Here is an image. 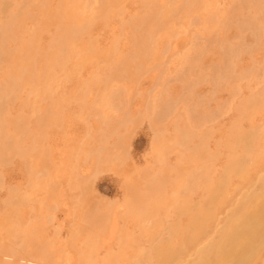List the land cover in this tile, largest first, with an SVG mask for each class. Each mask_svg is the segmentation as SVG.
<instances>
[{
  "label": "rangeland",
  "instance_id": "rangeland-1",
  "mask_svg": "<svg viewBox=\"0 0 264 264\" xmlns=\"http://www.w3.org/2000/svg\"><path fill=\"white\" fill-rule=\"evenodd\" d=\"M42 1L0 0V11L3 10V12H5L4 14L3 12H1L2 16L0 14V72L2 71L0 73V81L4 83L3 85V83L0 82V101L2 103L4 100L5 102V104H3L4 102L2 104L0 103V119L5 116V122L3 118L0 120V130L3 132L1 134L0 131V147L2 146V148H0V150H2L0 151V262L2 261L1 264H8L9 262V264H39L40 262V264H112V262L113 264H124L123 262H125V264H134V262L135 264H144V261L148 260L146 264H156V253H158L159 255L161 251L164 253L167 250L169 251L170 248H180V245L183 246L184 242H186L187 244L188 241L185 240L188 237L187 228L189 227V224L187 223H190L192 221L191 219L189 220L187 218L193 219L196 215H198L197 212L203 209L205 203L207 202L206 200H208L206 199L208 198L206 197V194L208 196L210 190H212L217 186V184H219L220 181L218 182L216 179L219 177L218 180H221L220 178L222 176V173L220 174V172H223V168L225 169L227 166L231 165V163L232 165L233 163L235 164V162L237 164V161L244 159L246 156V164L249 163L250 165L248 164V166L251 167L250 168L245 165L247 166V168L243 167V174H240L242 171L238 172L237 177L236 173L235 175L234 173H232L231 176L228 177V182L230 184L227 183V186L225 188L228 189L226 192L224 191V195L222 196L223 198L221 197V195H219L217 197L219 201L216 198L215 204H213L214 201H212V205L210 204L211 206L205 205V208L208 207V209L216 205L215 209H217H214V212H216V214H211V212L209 211L210 215L212 216L209 220L210 222L207 221L206 223L207 227L210 225L208 227L209 231L214 230L217 227L220 220L224 216V213L228 210L229 205V208H231V206H234L236 201L239 200L245 194V191H247V188L249 187L248 185L251 183L250 180L254 179L253 177L260 175L264 171V165H258V163L260 162L264 163L262 162L264 161V159L261 161V159L264 158V103L262 100L264 99V0H241V2L239 0H234L236 2H233V0H215V2L214 0H206L207 2L205 0H192L193 2L191 0H181V3H179L180 0H175V2L174 0H154L155 2L152 0H45L46 2L44 0ZM36 2L38 4H35ZM169 2H171V5ZM196 2H199V4L194 7L193 5H195ZM253 2L256 4H254ZM24 3L28 5H25ZM43 3H45V5H43ZM176 3L179 4V6ZM191 3L192 5L189 6V4ZM174 4L175 7L177 5L176 8L174 7ZM187 5L189 7H187ZM24 6L30 9H27V11H25L29 13H26L27 15L24 12V9H26L24 8ZM72 7L75 8V10ZM207 7H209L210 9ZM4 8L7 9V13L6 11H4ZM64 8L67 10V12H65L66 10H64ZM178 8L179 10H177ZM186 8L188 10H186ZM68 9L70 10L68 11ZM170 9L174 11L172 12ZM181 9H183V11ZM163 10L166 12H164ZM176 10L178 11L177 16ZM19 11H21L22 17H20L21 15H19ZM83 11L86 13H84ZM11 12L14 14H12ZM80 13L82 14V16L80 15ZM93 13L98 14V16L94 15ZM172 13L175 14L171 16ZM49 14H51L54 18H51V15ZM57 14L60 15L56 17ZM86 14L87 18H85L86 16L84 17V15ZM89 14L92 15L89 16ZM147 14L150 15H148L149 18H147ZM166 14H168V18H165L167 17L165 16ZM11 15L19 16H17L18 19L14 18L13 20H11V18H13ZM43 15L45 16L44 18ZM78 15L80 17L79 20L81 24H79V20L76 19L78 18ZM100 15H103L101 16L103 18H101ZM48 16H50V18ZM23 17H27L28 19L25 18L27 19L25 21V19L23 20ZM228 17H230V19ZM226 18L229 20L228 23L226 21ZM53 19L58 20H55L57 22H54ZM165 19H168L169 21H164ZM8 20H10L9 22L12 23L10 24ZM15 20H17L16 23L18 22V20H20L18 22L19 25L16 26ZM238 20L239 22H241L242 20L241 24L243 26L240 25ZM83 21H85L87 24H83ZM230 21L233 24L230 23ZM47 22H49V24ZM63 22L66 23L64 24ZM23 23L25 24L24 27H22L23 25H20ZM34 23L36 25H39L36 26L39 30L35 28ZM91 23L93 25V28L91 27ZM46 24L49 26H47ZM62 24L66 30H64ZM235 24H237L238 26ZM2 26L3 28L6 27V29H2ZM18 26H20V29L26 28V31L25 29H23L20 30L21 32H19ZM79 26H82V28H80ZM204 26H206V28ZM239 26H241L240 29H238ZM14 27L16 28L13 29ZM236 27L238 31L236 30ZM243 27H247L249 28V30L251 28L252 29L248 32V30L246 31V29H244ZM11 28L14 31H10ZM242 28L244 29V31ZM239 30H241V32H239ZM58 31L60 32V34ZM68 31L70 33H67ZM72 31L75 34L74 36L72 35ZM5 32H9L11 34L9 35V33ZM13 33L15 34L14 36ZM18 34L20 37L18 36ZM53 34L56 36H53ZM88 34L91 35L88 36ZM128 35H130L131 38ZM5 36H7L8 38H5ZM87 36L90 38H88ZM152 36L153 38L151 39ZM59 37L61 38V40ZM77 38H79V40ZM256 38L258 39V41ZM18 39L19 41L16 42V40ZM254 39L257 42L254 41ZM22 40L25 42V44ZM68 40H71V42H69ZM89 40H91V43L89 42ZM33 41H36V43L33 44ZM27 42L30 45L26 44ZM80 42L84 45H82ZM20 43L24 46H22ZM2 45L6 47V50L5 47L4 49H2ZM17 45L19 48L17 47ZM63 45L65 47H63ZM131 45L134 46L132 47ZM220 45L223 49L221 47V49L219 48ZM55 46H60L62 52H64L63 50L67 47L68 51H72L73 54H76L72 56V52L70 54V52L68 51H66L67 53H62L61 50L58 49V47L55 48ZM14 47L16 50L13 49ZM17 48L19 49V54L17 52ZM86 48L89 50H87ZM224 48L229 49V53L227 52V54L229 55L225 54L226 51ZM233 48H235L236 51ZM79 49L83 50V52ZM13 50L16 55L10 54L14 53ZM27 50H29V52H27ZM50 50H52V53L50 52ZM54 51H57V53ZM90 51L94 52L95 54L90 53ZM232 52H234V54ZM34 53L36 55H34ZM53 53H56L55 56ZM47 54L49 56H47ZM61 54H63V56ZM224 54L227 57L230 56L229 60ZM85 55L86 57H84ZM117 55L120 56L121 60ZM24 56H27L28 59H25L27 57ZM42 56L44 59L42 58ZM53 56L55 57L57 64V61H59V63L61 62V66L59 64V66H57L56 63H53ZM78 56H80V58ZM108 56L110 57L109 59L107 58ZM132 56L136 62L134 61ZM141 56L143 58H141ZM9 57H11V59H9ZM58 57L59 59L57 60ZM62 58L65 59L63 60ZM66 58L68 60H66ZM72 58L73 60L75 58V61H72ZM192 58L196 61H194ZM3 59H5L6 61ZM117 59L119 60V62H117ZM129 59L133 62H131ZM50 61H52V64L50 63ZM64 61L66 62V64L64 63ZM228 63L230 65H228ZM64 64L66 65L65 67ZM1 65L3 68H1ZM19 65L20 67L22 65V67L19 68ZM43 65L45 66V69H43ZM118 65L119 67L124 66L123 68H125L126 66V69L123 71L122 67H117ZM29 66L30 68L34 69L30 70ZM20 69L22 70V72ZM27 69L28 72H26ZM206 69L208 71H206ZM219 69L220 71L218 72L217 70ZM43 70H45L44 73ZM63 70L66 71L64 72ZM221 70L223 71V73L221 72ZM39 72L42 75H40ZM51 72L55 77L51 75ZM113 72L116 73L112 74ZM21 73L24 75H22ZM110 73L112 74V76ZM218 73L219 77L217 79L215 75L217 76ZM233 74H235L236 77H234ZM123 75H125V77ZM6 76L8 78L7 80H5ZM36 76L40 77L38 78ZM64 77L66 78L64 79ZM214 78L215 82L218 80L216 83L214 82ZM41 79H44V81H42ZM19 80H23V83ZM24 80H26V82L28 81L27 83L32 82L33 85L32 83L26 84ZM46 80L47 82H49L47 83ZM95 80L96 82H94ZM105 80L109 81L106 83ZM113 80L117 81L115 82ZM230 81L233 82L231 83ZM39 82L40 84H38ZM16 83H18V85ZM6 85H8L9 88H6ZM19 85H21L20 88H22L23 91H21ZM2 95H4V98L2 97ZM36 96H38V98L40 96V99L38 100ZM253 97L256 98L255 102H262L260 103L262 104V106L258 107V105L260 104L257 102L256 103L258 105H255L256 103H254L253 101L255 98ZM80 98H82V100ZM99 98H101V100H99ZM5 99H8L7 105ZM30 99L33 101H31ZM42 99L46 101H43ZM25 100H28L30 106L29 103ZM94 100H96L95 104ZM250 101L253 103H250ZM22 102H24V104ZM39 102L40 105L38 107ZM21 104L25 106H22L25 112L21 109ZM153 104L155 107L153 106ZM247 104L250 106V109ZM253 104L255 105V110H253L254 108H251V105L253 106ZM26 105H28V107ZM33 105L35 106L33 107ZM47 106L48 109H46ZM106 106L108 108H106ZM91 107L94 109H92ZM55 108H57V110H60V112L57 111ZM34 110L39 111L37 112L38 114ZM241 110L243 113L240 112L241 114H239V111ZM43 111H46L48 116L46 115V112ZM187 112H189V115L187 114ZM16 113H18L19 115ZM49 113L52 118H48L50 116ZM15 114L16 116H18V118L14 116ZM44 115H46V121H49L46 122V124H44ZM239 115L245 116L244 120H241L243 119V117ZM23 116L25 119H23ZM104 116L106 118H104ZM56 117H58V119L62 117L61 119H59V123L57 124V126H55V123L58 122ZM104 119L107 120L105 121ZM123 120L125 122H123ZM25 122H27L26 125ZM18 123L21 125H19ZM50 124H53L52 126L54 127L52 128ZM45 125L46 128H44ZM117 125H119V127ZM6 126H8L7 129ZM252 127L254 130L252 129ZM234 128L236 129L234 130ZM19 129L22 130V132ZM258 129L262 130V132L257 133L259 132ZM232 130L236 132L234 133V131ZM247 130L248 132L252 130V133L249 132L251 136L247 134ZM178 132L181 133L179 134ZM245 133L247 134V137L249 136L248 138L250 139V143L248 145H254L253 148L251 147L253 152L251 151V148L247 150V148L241 147L243 146L242 137H246L244 135ZM184 134L187 136L183 137L182 135ZM191 134H193V136ZM236 134H238V136ZM255 134L259 135H257L258 138H256ZM252 135L254 136L252 137ZM260 135L263 136V139ZM183 138H185L186 141ZM236 138L240 139L242 144L238 142L239 140ZM260 138L263 140V142H261L262 140ZM228 140L231 142H229ZM253 140H255V142L252 143ZM257 140L258 144H256ZM3 141L7 144H5ZM205 143H207V145ZM236 143L237 145L233 146V144ZM227 144H229V147ZM239 144L241 146H239ZM186 145L188 146L186 147ZM257 145L261 147L259 148ZM37 146L40 147H38L37 149ZM183 146H185L186 148ZM237 146L240 147L239 150ZM234 147H236V150L233 149ZM184 148L186 151L184 150ZM193 148L195 149L193 150ZM227 148L229 149L228 152L232 149L234 150V153L230 152L233 155L227 152ZM254 148H256L257 150H255ZM4 149L6 150L4 151ZM196 150H201L202 152L204 150L205 153L201 152L200 154H203L204 156L207 154L208 157L205 156V159L202 158L199 160V158L203 157V155L200 156L198 151L197 155L195 152ZM31 151H33L34 153ZM250 151L252 152V154ZM92 152L94 154H91ZM215 152L216 154H214ZM235 152H241V155L243 153V155L245 156L241 157L240 153L235 155ZM255 153L258 154V156ZM14 154L17 155L15 156ZM209 154H213V156ZM254 154L255 158H253ZM196 155L200 157H197V159ZM248 155L250 159L248 158ZM259 155L261 158H259ZM209 156H211V159ZM230 156L232 158L234 157L233 159L231 158L232 162H229ZM193 157L195 159H193ZM240 157L242 159H240ZM208 158L211 161H209ZM251 159H254V161L258 160V163L251 161ZM196 161L200 163L196 165ZM207 163L209 164L207 165ZM223 163H225L227 166ZM203 164H206L207 166ZM195 166L196 168H194ZM198 166H200V171L198 169ZM204 166V170L206 171V173L209 168L211 169L209 170V172L211 173L212 171V175L209 172L205 175V171H203V169L201 170V168H203ZM256 168L260 170V173L258 172V170H255ZM244 169L246 170V172ZM198 171L202 173V175L198 173ZM202 171L204 172V174ZM189 172L191 173V176L188 177ZM253 172L257 174L255 175ZM193 173L195 176H197L198 174V179L199 176H205V178L203 177L205 181L202 182L203 179L201 180V177L199 181H197L198 179L197 177L193 176ZM249 174H252V178ZM183 175L185 176L182 178L181 176ZM232 175L234 177H232ZM190 177H192L193 180L194 177L195 179H197L194 180L195 183H190L193 182L192 178ZM206 177L211 180L206 179ZM229 178H235V180L238 181L236 183L234 179L230 180ZM213 179L217 183H214L215 181L213 182ZM239 179H242L240 180L241 182L239 181ZM182 180H184V183L182 182ZM188 180L190 182H188ZM230 181L232 182V184ZM199 182H201V184ZM188 183L191 186H189ZM213 183L215 185H213ZM233 183L235 185L237 184V186L239 184L240 185L237 187ZM197 185H203L201 187H205L203 189L207 190L205 192H202L201 190L203 189L201 187H197L199 189H196ZM229 185H233L234 187H231L232 189H229ZM242 185L247 186L246 189L244 186L242 188ZM184 186L185 188L186 186L190 188L187 187L188 189L186 191ZM209 186L211 189L208 188ZM193 187L196 190L193 189ZM53 188L55 190H53ZM192 190L195 192H193ZM185 191L189 192V194H187ZM228 192L232 194V196L229 195ZM227 193L229 195L228 197L230 199L232 198L231 201H229V198L226 197ZM236 193L239 194L237 195L238 198H235ZM203 194L206 198L203 196ZM189 196L191 197L189 198ZM233 197L235 203L234 201H232ZM182 199H184V202L182 201ZM179 201L182 202L180 203ZM199 202L201 203L200 206H198ZM219 202L220 207L219 204H216ZM174 204H178V206L180 205V207L178 208L177 205L175 207ZM191 204H193L192 208L194 207V211L190 210ZM181 206L184 210L181 209ZM189 206L190 208L188 209ZM177 208L181 211L178 212L181 215L176 213L178 211ZM196 208L198 211L196 210ZM99 209H101L102 211ZM187 209L189 210L188 213ZM185 210L187 211L185 212ZM209 210H211V208ZM221 210H224V212H221ZM182 211L184 212L182 213ZM211 211L213 212V209ZM191 212L192 215L189 214ZM220 212L222 213L221 216L218 214ZM185 213H187V215ZM184 214L185 217L182 216ZM193 214L196 215L193 216ZM213 215L216 219L213 217ZM148 217H151L149 219L150 222L149 220L148 222L146 220V218L148 219ZM139 219H141V221ZM135 220L137 222H135ZM98 221H101L102 223H98ZM177 221L179 222V224ZM85 223L87 227L85 226ZM181 224L183 225L182 227ZM168 225L170 227V230L167 227ZM171 225L176 230L171 231V229H173ZM178 225H180L181 228ZM213 226L215 227L213 228ZM178 227L180 228L179 231L181 233L183 227L186 229H184L185 232L183 230L182 233L184 237L178 236L181 234L179 231H177ZM210 227L212 228L210 229ZM10 229H12L11 232ZM168 231L171 232L167 233L168 235L165 234ZM174 231L178 233L173 234ZM98 233L101 235H99ZM175 234L177 236H175ZM158 236L162 238L166 236L164 237L165 243L162 238H159ZM168 236H170L171 239L167 238ZM21 237L26 240L21 239ZM180 237H183V244H181L180 242ZM172 238H174L175 240H172ZM169 239L171 241H169ZM13 241H16L15 244ZM20 241H22L23 243H20ZM197 241L195 242V244H190V242L188 243V245H192L193 248L196 244H198L195 248L196 251L197 248L205 244V239L203 236H201ZM166 242L170 243L171 247L169 244L168 247H166ZM171 242H176V245L173 243L175 245L174 248H172L173 244H171ZM90 243L92 244V246L94 245L95 250L89 247ZM152 243L155 244H153L152 246ZM177 243H179L180 245H177ZM163 244L164 246L162 248ZM186 244H184V247L186 246V249H188V253H186V255L189 253L193 255L195 249L192 250L193 248L189 246L187 247ZM4 246H8L9 248H5ZM154 246L155 248L157 247L159 251L157 250V248L155 249ZM13 248L15 249V251L13 250ZM88 248H90L92 252L90 251V249L88 250ZM96 248H99V250ZM86 249L91 254H89ZM163 249L167 250L164 251ZM9 250L13 254L11 252L5 253ZM18 250L20 251V253L18 252ZM97 250L99 251V253ZM21 252L22 255H20ZM146 253L148 254L146 255ZM5 254H9V256H6ZM11 254L14 257H12ZM144 254L145 256H147L146 258ZM88 255L94 256L89 257ZM81 257L82 259H84L81 260ZM182 257H185L187 259V257L184 255ZM141 259H143V262ZM152 259L153 261H151ZM154 260L156 263L154 262Z\"/></svg>",
  "mask_w": 264,
  "mask_h": 264
},
{
  "label": "bare ground",
  "instance_id": "bare-ground-1",
  "mask_svg": "<svg viewBox=\"0 0 264 264\" xmlns=\"http://www.w3.org/2000/svg\"><path fill=\"white\" fill-rule=\"evenodd\" d=\"M27 1V0H26ZM40 1H42V0H40ZM45 1V0H44ZM83 1V0H82ZM86 1V0H85ZM84 1V2H85ZM98 1V0H97ZM96 1V2H97ZM152 1H154V0H152ZM167 1V0H166ZM177 1V0H176ZM182 1H184V0H182ZM187 1V0H186ZM190 1V0H189ZM192 1V0H191ZM194 1V0H193ZM192 1V2H193ZM199 1V0H198ZM202 1V0H201ZM204 1V0H203ZM206 1V0H205ZM209 1V0H208ZM237 1V0H236ZM236 1H234L233 0V2H236ZM240 2H241V0H239ZM256 1V0H255ZM3 2V1H2ZM38 2V1H37ZM35 3V4H38V3ZM43 2V1H42ZM46 2V1H45ZM50 2V1H49ZM73 2V1H72ZM113 2V1H112ZM155 2V1H154ZM174 2H175V0H174ZM207 2V1H206ZM214 2H215V0H214ZM261 2V1H260ZM69 3V2H68ZM71 3V2H70ZM80 3V2H79ZM86 3V2H85ZM170 3V5H171V2H169ZM179 3H181V0H180V2ZM189 3V2H188ZM212 3V2H211ZM254 3V2H253ZM4 4V3H3ZM12 4V3H11ZM25 4V3H24ZM23 4V5H24ZM58 4V3H57ZM177 4V3H176ZM183 4H184V2H183ZM182 4V5H183ZM199 4V2L197 3L196 2V4L195 5H193L194 7L196 6V5H198ZM201 4V3H200ZM213 4V3H212ZM232 4V3H231ZM234 4V3H233ZM254 4H256V3H254ZM25 5H28V4H25ZM31 5H32V3H31ZM40 5V4H39ZM43 5H45V3H43ZM94 5V4H93ZM98 5V4H97ZM156 5V4H155ZM173 5V4H172ZM178 6H179V4H177ZM177 5H176V7H177ZM182 5H181V7H182ZM190 5H192V3L191 4H189V6ZM216 5V4H215ZM247 5V4H246ZM1 6H3V5H1ZM14 6H17V5H14ZM19 6V5H18ZM21 6V5H20ZM77 6V5H76ZM79 6V5H78ZM110 6V5H109ZM184 6V5H183ZM188 5H187V7H189ZM205 6V5H204ZM207 6V5H206ZM210 6H213V5H210ZM235 6V5H234ZM234 6H233V8H234ZM239 6V5H238ZM6 7V6H5ZM23 7V6H22ZM32 7V6H31ZM46 7V6H45ZM65 7V6H64ZM71 7V6H70ZM92 7V6H91ZM95 7V6H94ZM166 7V6H165ZM174 7H175V4H174ZM175 7V8H176ZM185 7H186V5H185ZM193 7V8H194ZM241 7H242V4H241ZM259 7V6H258ZM11 8V7H10ZM15 8V7H14ZM13 8V9H14ZM18 8V7H17ZM24 8H26L25 6H24ZM44 8V7H43ZM54 8H55V6H54ZM57 8H58V5H57ZM62 8V7H61ZM66 8V7H65ZM64 8V10H66ZM73 8V7H72ZM87 8H88V6H87ZM96 8V7H95ZM94 8V9H95ZM174 8V9H175ZM180 8V7H179ZM179 8L177 9V10H179ZM184 8V7H183ZM192 8V7H191ZM200 8V7H199ZM207 8H209V7H207ZM240 8V7H239ZM254 8V7H253ZM262 8H263V6H262ZM6 8H4V11H6V13H7V9L5 10ZM22 9V8H21ZM20 9V10H21ZM27 9H29V8H26V9H24V12L25 11H27ZM37 9V8H36ZM74 10H75V8H73ZM85 9H86V7H85ZM163 9V8H162ZM161 9V10H162ZM210 9V8H209ZM216 9V8H215ZM230 9V8H229ZM30 10V9H29ZM32 10V9H31ZM56 10V9H55ZM70 9H68V11H69ZM156 10V9H155ZM154 10V11H155ZM171 10V9H170ZM176 10V11H177ZM182 11H183V9H181ZM186 10H188L187 8H186ZM205 10V9H204ZM208 10V9H207ZM251 10V9H250ZM12 11V10H11ZM23 11V10H22ZM39 11H40V9H39ZM43 11H44V9H43ZM47 11V10H46ZM59 11V10H58ZM62 11V10H61ZM85 11V10H84ZM83 11V12H84ZM93 11V10H92ZM91 11V12H92ZM157 11V10H156ZM164 11V10H163ZM163 11H162V13H163ZM172 12L174 11V10H171ZM197 11V10H196ZM196 11H194V12H196ZM230 11H232V10H230ZM1 12H3V10L2 11H0V14H1ZM20 12V14L19 15H21L20 17H22V14H21V11H19ZM33 12V11H32ZM65 12H67V10L65 11ZM72 12V11H71ZM79 12V11H78ZM96 12V11H95ZM164 12H166V11H164ZM250 12V11H249ZM5 12H3V14H4ZM8 13H10V12H8ZM12 13V12H11ZM26 13H28V12H25V14ZM42 13V12H41ZM44 13H45V11H44ZM51 13V12H50ZM59 13V12H58ZM84 13H86V12H84ZM89 13V12H88ZM118 13V12H117ZM153 13V12H152ZM161 13V12H160ZM177 13H178V11L176 12V16H177ZM186 13V12H185ZM207 13V12H206ZM214 13H216V12H214ZM12 14H14V13H12ZM16 14V13H15ZM18 14V13H17ZM29 14V13H28ZM52 14V13H51ZM51 14H49V15H51ZM94 15H97L98 16V14H95V13H93ZM120 14V13H119ZM144 14V13H143ZM150 14V13H149ZM149 14H147V18H149L148 17V15ZM170 14V13H169ZM173 14H175V13H172L171 14V16H173ZM180 14V13H179ZM187 14V13H186ZM190 14V13H189ZM196 14V13H195ZM194 14V15H195ZM210 14V13H209ZM9 15V14H8ZM19 15H17V16H19ZM27 15V14H26ZM36 15V14H35ZM48 15V14H47ZM58 15H60V14H57L56 15V17H58ZM67 15V14H66ZM80 15L82 16V14L80 13ZM92 15V14H91ZM90 14H89V16H91ZM168 14H166L165 16H167ZM192 15H193V12H192ZM1 16H2V14H1ZM4 16V15H3ZM12 16V15H11ZM17 16H12L13 18H11V20H13L14 18H17ZM30 16V15H29ZM32 16V15H31ZM54 16V15H53ZM86 16V17H85ZM101 16H103V15H100V17ZM150 16V15H149ZM157 16V15H156ZM170 16V15H169ZM170 16V17H171ZM209 16V15H208ZM45 16L43 15V18H44ZM49 18H50V16H48ZM65 17V16H64ZM70 17V16H69ZM72 17H74V16H72ZM84 17L85 18H87V14L86 15H84ZM95 17V16H94ZM100 17H98V18H100ZM162 17H163V15H162ZM169 17V18H170ZM194 17V16H193ZM192 17V18H193ZM234 17V16H233ZM4 18V17H3ZM25 18H27V17H25ZM24 17H23V20L25 19ZM43 18H42V20H43ZM51 18H54V17H52V15H51ZM60 18V17H59ZM79 15H78V18H76V19H78L79 20ZM82 18V17H81ZM85 18H84V20H85ZM96 18V17H95ZM101 18H103V17H101ZM165 18H168V16L167 17H165ZM187 18H188V16H187ZM195 18V17H194ZM202 18V17H201ZM212 18V17H211ZM229 19H230V17H228ZM252 18H254V17H252ZM5 19H7V18H5ZM4 19V20H5ZM8 19H10V18H8ZM18 19V18H17ZM22 19V18H21ZM20 19V20H21ZM28 19V18H27ZM27 19H25V21L27 20ZM61 19V18H60ZM64 19V18H63ZM62 19V20H63ZM71 19H73V18H71ZM76 19H74V20H76ZM93 19V18H92ZM115 19V18H114ZM156 19V18H155ZM158 19H160V18H158ZM164 19V18H163ZM171 19V18H170ZM178 19V18H177ZM210 19V18H209ZM238 19V18H237ZM20 20H18V22L20 21ZM54 20V22H57V21H55V20H58V19H53ZM67 20V19H66ZM66 20H64V21H66ZM68 20H70V19H68ZM82 20V19H81ZM152 20H154V19H152ZM161 20H162V18H161ZM168 19H165L164 21H167ZM188 20V19H187ZM186 20V21H187ZM206 20H207V18H206ZM249 20V19H248ZM6 21V20H5ZM10 20H8V22H9ZM16 21L17 20H15V23H16ZM24 21V22H25ZM30 21H31V19H30ZM35 21V20H34ZM60 21V20H59ZM93 21V20H92ZM110 21H111V19H110ZM169 21V20H168ZM167 21V22H168ZM189 21V20H188ZM195 21V20H194ZM211 21V20H210ZM209 21V22H210ZM226 21H227V23H228V19L226 18ZM256 21V20H255ZM14 22V21H13ZM18 22L16 23V26L17 25H19L18 24ZM33 22V21H32ZM50 22V21H49ZM49 22H47L48 24H49ZM80 22V20L78 21V23ZM160 22H163V21H160ZM172 22V21H171ZM234 22H235V20H234ZM238 22H239V20H238ZM246 22V21H245ZM10 23V22H9ZM9 23H8V25H9ZM12 23V22H11ZM10 23V24H11ZM22 23V22H21ZM38 23V22H37ZM64 24L66 23V22H63ZM69 23H70V21H69ZM78 23H77V26H78ZM86 22L85 21H83V24H85ZM89 23H90V21H89ZM89 23H88V25H89ZM95 23V22H94ZM93 23V24H94ZM155 23V22H154ZM157 23V22H156ZM165 23V22H164ZM191 23V22H190ZM207 23V22H206ZM230 23H232L231 21H230ZM230 23H229V25H230ZM240 23V25H242L241 23H242V20H241V22H239ZM243 23H244V21H243ZM249 23H250V21H249ZM248 23V24H249ZM35 24V23H34ZM45 24V23H44ZM58 24V23H57ZM75 24V23H74ZM79 24H81V22L79 23ZM82 24V25H83ZM87 24V23H86ZM85 24V25H86ZM159 24V23H158ZM161 24H163V23H161ZM168 24V23H167ZM195 24V23H194ZM213 24V23H212ZM233 24V23H232ZM238 24V23H237ZM237 24H235V25H237ZM246 24V23H245ZM20 25H23L22 27H24L25 26V24L23 23V24H20ZM47 25V24H46ZM67 25V24H66ZM65 25V26H66ZM150 25V24H149ZM156 25V24H155ZM205 25H207V24H205ZM210 25V24H209ZM239 25V24H238ZM237 25V26H238ZM252 25V24H251ZM259 25H261V24H259ZM5 26H7V25H5ZM13 26H14V23H13ZM36 26H39L38 24L36 25L35 24V28L37 29V27ZM47 26H49V25H47ZM61 26V25H60ZM68 26V25H67ZM93 25H92V23H91V27H92ZM166 26V25H165ZM243 26V25H242ZM246 26V25H245ZM244 26V27H245ZM9 27H11V26H9ZM19 27V32H21L20 30H23V29H25V31H26V28H23V29H20V26H18ZM18 27H17V29H18ZM41 27V26H40ZM62 27H64L63 26V24H62ZM69 27V26H68ZM67 27V28H68ZM80 28H82V26H79ZM85 27V26H84ZM87 27V26H86ZM205 28H206V26H204ZM210 27V26H209ZM240 27L241 26H239L238 27V29H240ZM243 27V28H244ZM251 27V26H250ZM262 27V26H261ZM16 27H14L13 29H15ZM49 28V27H48ZM71 28V27H70ZM75 28V27H74ZM93 28V27H92ZM172 28V27H171ZM242 28V29H243ZM255 28V27H254ZM2 29H6V27L5 28H3V26H2ZM1 29V30H2ZM12 28L10 29V31L12 30V31H14ZM34 29V28H33ZM45 29H46V26H45ZM208 29V28H207ZM238 29H237V27H236V30L238 31ZM241 29V30H242ZM244 29H246V31L248 30V32L252 29H250L249 30V28H244ZM244 29H243V31H244ZM37 30H39V29H37ZM36 30V31H37ZM58 30V29H57ZM57 30H56V32H57ZM64 30H66L65 29V27H64ZM68 30V29H67ZM74 30V29H73ZM77 30V29H76ZM88 30V29H87ZM241 30H239V32H241ZM9 31V30H8ZM9 31V32H10ZM33 31V30H32ZM75 31V30H74ZM81 31V30H80ZM166 31V30H165ZM206 31V30H205ZM3 32H4V30H3ZM3 32H2V34H3ZM9 32H5V33H9ZM18 32V31H17ZM29 32H31V31H29ZM38 32V31H37ZM56 32H55V34H56ZM59 32V31H58ZM66 32V31H65ZM64 32V33H65ZM73 32V31H72ZM77 32H78V30H77ZM130 32H132V31H130ZM162 32V31H161ZM207 32H209V31H207ZM247 32V33H248ZM258 32V31H257ZM14 33H16V32H14ZM13 33V36L15 35ZM27 33V32H26ZM45 33V32H44ZM67 33H70L69 31L67 32ZM66 33V34H67ZM79 33V32H78ZM91 33V32H90ZM174 33V32H173ZM237 33V32H236ZM244 33V32H243ZM251 33H253V32H251ZM11 33H9V35H10ZM33 34V33H32ZM59 34H60V32H59ZM139 34V33H138ZM8 35V34H7ZM28 35H29V33H28ZM40 35H41V33H40ZM72 35L74 36L75 34H74V32L72 33ZM77 35V34H76ZM81 35V34H80ZM89 35H91V34H88V36ZM134 35V34H133ZM173 35V34H172ZM238 35H239V33H238ZM246 35V34H245ZM18 36H19V34H18ZM22 36V35H21ZM35 36V35H34ZM53 36H56V35H54L53 34ZM72 36V37H73ZM79 36V35H78ZM82 36V35H81ZM80 36V37H81ZM87 36V37H88ZM128 36H130V35H128ZM135 36V35H134ZM146 36H148V35H146ZM156 36V35H155ZM7 36H5V38H6ZM20 37V36H19ZM58 37V36H57ZM68 37V36H67ZM167 37V36H166ZM209 37V36H208ZM8 38V37H7ZM16 38V37H15ZM14 38V39H15ZM60 38V37H59ZM86 38V37H85ZM88 38H90V37H88ZM87 38V39H88ZM130 38H131V36H130ZM129 38V39H130ZM146 38V37H145ZM153 38V36L151 37V39ZM210 38V37H209ZM253 38V37H252ZM255 38V37H254ZM20 39V38H19ZM19 39L18 40H16V42L17 41H19ZM27 39V38H26ZM31 39V38H30ZM55 39H56V37H55ZM74 39V38H73ZM78 40H79V38H77ZM86 39V40H87ZM149 39V38H148ZM237 39V38H236ZM257 39V38H256ZM60 40H61V38H60ZM131 40V39H130ZM135 40V39H134ZM141 40V39H140ZM7 41V40H6ZM23 41V40H22ZM25 41H27V40H25ZM51 41V40H50ZM49 41V42H50ZM69 41V40H68ZM73 41V40H72ZM75 41V40H74ZM82 41V40H81ZM84 41V40H83ZM91 40H89V42H90ZM129 41V40H128ZM207 41V40H206ZM254 41H256L255 39H254ZM257 41H258V39H257ZM256 41V42H257ZM21 42V41H20ZM24 42V41H23ZM54 42V41H53ZM55 42H56V40H55ZM58 42H59V39H58ZM69 42H71V40L69 41ZM117 42V41H116ZM165 42V41H164ZM255 42V43H256ZM2 43V42H1ZM34 43H36V41L34 42L33 41V44ZM51 43V42H50ZM63 43V42H62ZM77 43V42H76ZM81 43V42H80ZM86 43H87V41H86ZM91 43V42H90ZM89 43V44H90ZM94 43V42H93ZM138 43V42H137ZM154 43H155V41H154ZM3 44V43H2ZM7 44V43H6ZM21 44V43H20ZM24 44H25V42H24ZM26 44H28V42L26 43ZM53 44H55V43H53ZM75 44V43H74ZM82 45H84L83 43H81ZM132 44V43H131ZM136 44V43H135ZM134 44V45H135ZM144 44V43H143ZM207 44H208V42H207ZM14 45V44H13ZM18 45H19V42H18ZM18 45H17V47H18ZM22 45V44H21ZM28 45H30V44H28ZM60 45V44H59ZM72 45H73V43H72ZM81 45V46H82ZM87 45H88V43H87ZM91 45V44H90ZM130 45V44H129ZM133 45V46H134ZM222 45V44H221ZM221 45L219 46V48L221 47ZM3 46V45H2ZM1 46V47H2ZM22 46H24V45H22ZM47 46V45H46ZM78 46V45H77ZM132 46V45H131ZM132 46V47H133ZM138 46V45H137ZM163 46V45H162ZM4 47L5 46H3V48L2 49H4ZM49 47V46H48ZM56 47H58V49H60L61 50V47L60 46H55V48ZM63 47H65L64 45H63ZM87 47V46H86ZM91 47V46H90ZM131 47V48H132ZM143 47V46H142ZM145 47V46H144ZM151 47V46H150ZM237 47V46H236ZM19 48V47H18ZM17 48V49H18ZM21 48V47H20ZM28 48V47H27ZM54 48V49H55ZM89 48V47H88ZM114 48V47H113ZM118 48V47H117ZM135 48H136V46H135ZM134 48V49H135ZM166 48V47H165ZM222 48V47H221ZM220 48V49H221ZM238 48H240V47H238ZM237 48V49H238ZM250 48V47H249ZM252 48V47H251ZM14 50H16L15 49V47L13 48ZM29 49V48H28ZM51 49V48H50ZM57 49V50H58ZM66 49V50H65ZM63 51L64 52H66V51H68L67 50V47L65 48ZM69 49V48H68ZM81 49H83V48H81ZM81 49H79V50H81ZM87 49V48H86ZM96 49V48H95ZM144 49V48H143ZM201 49H203V48H201ZM223 49V48H222ZM225 49V48H224ZM235 51H236V49L235 48H233ZM5 50H6V47H5ZM14 50H13V52H14ZM32 50V49H31ZM35 50V49H34ZM59 50V51H60ZM87 50H89V49H87ZM93 50V49H92ZM97 50V49H96ZM115 50V49H114ZM138 50H140V49H138ZM193 50V49H192ZM231 50V49H230ZM239 50V49H238ZM19 51V49L17 50V52ZM21 51H22V49H21ZM25 51V50H24ZM37 51V50H36ZM47 51V50H46ZM46 51H43V52H46ZM82 52H83V50H81ZM95 51V50H94ZM111 51H113V50H111ZM135 51V50H134ZM151 51H152V49H151ZM156 51V50H155ZM225 51H226V53L225 52H223V53H225L226 55H229V54H227V52L229 51V49L228 48H226L225 49ZM232 51V50H231ZM243 51V50H242ZM249 51V50H248ZM7 52V51H6ZM9 52V51H8ZM27 52H29V50H27ZM50 52L52 53V50H50ZM54 52H56L57 53V51H54ZM61 52H62V50H61ZM64 52H62V53H64ZM68 52H70V54H71V52L72 51H68ZM56 53H53L54 54V56H55V54ZM60 53V52H59ZM59 53H58V55H59ZM67 53V52H66ZM79 53H80V51H79ZM89 53V52H88ZM87 53V54H88ZM90 53H94V52H92V51H90ZM110 53V52H109ZM133 53V52H132ZM140 53V52H139ZM229 53V52H228ZM233 54H234V52H232ZM239 53H241V52H239ZM4 54V53H3ZM10 54H14V55H16L15 54V52L14 53H10ZM9 54V55H10ZM18 54H19V52H18ZM21 54V53H20ZM28 54V53H27ZM33 54V53H32ZM44 54V53H43ZM76 54V53H75ZM75 54H73V52H72V56L73 55H75ZM86 54V55H87ZM95 54V53H94ZM107 54V53H106ZM114 54V53H113ZM222 54V53H221ZM224 54V55H225ZM238 54V53H237ZM7 55H8V53H7ZM6 55V56H7ZM34 55H36L35 53H34ZM42 55V54H41ZM57 55V56H58ZM62 56H63V54H61ZM65 55V54H64ZM68 55V54H67ZM80 55V54H79ZM86 55L84 56V57H86ZM89 55V54H88ZM98 55H99V53H98ZM135 55V54H134ZM142 55V54H141ZM149 55V54H148ZM196 55H198V54H196ZM225 55V56H226ZM236 55V54H235ZM12 56V55H11ZM47 56H49L48 54H47ZM51 56V55H50ZM53 56V58H54V64L56 63V60H55V57ZM92 56V55H91ZM109 56H110V54H109ZM107 57L108 59L110 58V57ZM117 56H119V55H117ZM128 56V55H127ZM127 56H125V57H127ZM145 56H147V55H145ZM145 56H144V58H145ZM155 56V55H154ZM231 56H232V54H231ZM23 57V56H22ZM24 57H27V56H24ZM35 57V56H34ZM52 57V56H51ZM65 57V56H64ZM75 57V56H74ZM79 58H80V56H78ZM106 57V56H105ZM113 57V56H112ZM140 57V56H139ZM150 57V56H149ZM194 57V56H193ZM227 57V56H226ZM21 58V57H20ZM42 58H43V56H42ZM69 58H71V57H69ZM115 58H116V56H115ZM119 58H120V56H119ZM124 58V57H123ZM132 58H133V56H132ZM141 58H143L142 56H141ZM191 58V57H190ZM223 58H225V57H223ZM228 58V60H229V58H230V56H228L227 57ZM9 59H11V57H9ZM24 59V58H23ZM25 59H28V57L27 58H25ZM41 59V58H40ZM39 59V60H40ZM44 59V58H43ZM46 59V58H45ZM50 59V58H49ZM59 59V57L57 58V60ZM61 59V58H60ZM63 59V58H62ZM65 59V58H64ZM63 59V60H64ZM91 59H92V57H91ZM125 59V58H124ZM123 59V60H124ZM134 59V58H133ZM159 59V58H158ZM193 59V58H192ZM234 59V58H233ZM1 60V59H0ZM3 60H5V59H3ZM53 60V59H52ZM66 60H68L67 58H66ZM82 60V59H81ZM120 60H121V58H120ZM130 60V59H129ZM139 60V59H138ZM142 60V59H141ZM150 60V59H149ZM194 60V59H193ZM237 60V59H236ZM6 61V60H5ZM17 61V60H16ZM22 61V60H21ZM44 61V60H43ZM61 61V60H60ZM70 61V60H69ZM72 61H75V58H74V60H73V58H72ZM83 61H84V59H83ZM116 61V60H115ZM131 61V60H130ZM134 61H135V59H134ZM194 61H196V60H194ZM198 61V60H197ZM14 62V61H13ZM42 62V61H41ZM40 62V63H41ZM49 62V61H48ZM52 61H50V63H51ZM58 62V64L61 66V62L59 63V61H57ZM98 62V61H97ZM101 62V61H100ZM117 62H119V60L117 59ZM125 62V61H124ZM131 62H133V61H131ZM136 62V61H135ZM140 62V61H139ZM224 62V61H223ZM2 63V62H1ZM39 63V62H38ZM37 63V64H38ZM47 63V62H46ZM64 63L66 64V62L64 61ZM78 63V62H77ZM94 63V62H93ZM122 63H123V61H122ZM126 63V62H125ZM125 63H124V65H125ZM129 63V62H128ZM142 63V62H141ZM140 63V64H141ZM194 63V62H193ZM226 63V62H225ZM20 64V63H19ZM52 64V63H51ZM57 63H56V65L57 66H59ZM64 64V67L66 66ZM69 64V63H68ZM67 64V65H68ZM76 64V63H75ZM84 64V63H83ZM96 64V63H95ZM116 64V63H115ZM139 64V65H140ZM15 65V64H14ZM13 65V66H14ZM17 65H18V62H17ZM40 65V64H39ZM45 65V64H44ZM43 65V66H44ZM56 65H55V69H56ZM120 65V64H119ZM119 65L117 66V67H119ZM123 65V64H122ZM127 65V64H126ZM138 65V66H139ZM143 65V64H142ZM227 65V64H226ZM228 65H230L229 63H228ZM6 66V65H5ZM41 66V65H40ZM39 66V67H40ZM114 66H116V65H114ZM145 66V65H144ZM220 66V65H219ZM236 66V65H235ZM19 68H21L22 67V65H21V67H20V65L18 66ZM35 67V66H34ZM73 67H74V65H73ZM99 67V66H98ZM120 67H124V66H120ZM119 67V68H120ZM130 67V66H129ZM141 67V66H140ZM208 67V66H207ZM215 67V66H214ZM229 67V66H228ZM1 68H3L2 67V65H1ZM17 68V67H16ZM27 68V67H26ZM29 68H30V66H29ZM62 68V67H61ZM116 68V67H115ZM184 68V67H183ZM189 68V67H188ZM216 68V67H215ZM214 68V69H215ZM15 69V68H14ZM23 69V68H22ZM31 69H34V68H30V70ZM42 69V68H41ZM43 69H45V66L43 67ZM63 69H65V68H63ZM126 69V66H125V68H123L122 70L124 71ZM133 69V68H132ZM143 69V68H142ZM146 69H148V68H146ZM229 69V68H228ZM21 70V69H20ZM39 70V69H38ZM62 70V69H61ZM115 70V69H114ZM119 70V69H118ZM130 70V69H129ZM224 70V69H223ZM232 70H233V68H232ZM231 70V71H232ZM18 71V70H17ZM16 71V72H17ZM33 71V70H32ZM44 71L45 70H43V73H44ZM55 71V70H54ZM64 72L66 71V70H63ZM116 71V70H115ZM136 71V70H135ZM142 71V70H141ZM146 71V70H145ZM206 71H208L207 69H206ZM211 71V70H210ZM215 71V70H214ZM218 72L220 71V69L219 70H217ZM227 71V70H226ZM226 71H224V72H226ZM2 72V71H1ZM0 72V73H1ZM4 72V71H3ZM8 72V71H7ZM21 72H22V70H21ZM26 72H28V69H27V71ZM49 72V71H48ZM52 72H53V70H52ZM52 72H51V75H53L52 74ZM107 72H109V71H107ZM106 72V73H107ZM130 72V71H129ZM185 72V71H184ZM221 72L223 73V71L221 70ZM234 72V71H233ZM250 72V71H249ZM253 72V71H252ZM33 73V72H32ZM114 73H116V72H113L112 74H114ZM118 73H119V71H118ZM117 73V74H118ZM144 73V72H143ZM181 73V72H180ZM212 73H213V71H212ZM229 73V72H228ZM22 74V73H21ZM21 74H19V75H21ZM37 74V73H36ZM36 74H34V75H36ZM39 74H40V72H39ZM48 74V73H47ZM50 74V73H49ZM111 74V73H110ZM112 74H111V76H112ZM126 74V73H125ZM134 74V73H133ZM137 74H138V71H137ZM5 75V74H4ZM18 75V76H19ZM22 75H24V74H22ZM26 75V74H25ZM34 75H33V77H34ZM38 75V74H37ZM40 75H42V74H40ZM70 75H71V73H70ZM109 75V74H108ZM136 75V74H135ZM139 75H140V72H139ZM183 75H185V74H183ZM234 75V77H236L235 76V74H233ZM253 75V74H252ZM17 76V77H18ZM54 76V75H53ZM65 76V75H64ZM68 76V75H67ZM106 76V75H105ZM124 77H125V75H123ZM128 76V75H127ZM221 76V75H220ZM229 76V75H228ZM239 76V75H238ZM1 77V76H0ZM21 77H23V76H21ZM28 77V76H27ZM26 77V78H27ZM36 77H38V76H36ZM40 77V76H39ZM38 77V78H39ZM44 77V76H43ZM42 77V78H43ZM49 77H50V75H49ZM55 77V76H54ZM54 77H52V78H54ZM119 77H120V74H119ZM215 77H217V79H218V77H219V73H218V75L216 76L215 75ZM226 77V76H225ZM246 77V76H245ZM3 78V77H2ZM6 79L5 80H7L8 78H7V76L5 77ZM19 78V77H18ZM24 78H25V76H24ZM46 78V77H45ZM51 78V79H52ZM66 77H64V79H65ZM69 78H71V77H69ZM112 78V77H111ZM209 78V77H208ZM229 78V77H228ZM244 78V77H243ZM242 78V79H243ZM11 79V78H10ZM23 79V78H22ZM29 79V78H28ZM34 79V78H33ZM50 79V78H49ZM103 79V78H102ZM110 79V78H109ZM113 79V78H112ZM115 79V78H114ZM121 79V78H120ZM119 79V80H120ZM129 79H130V76H129ZM220 79V78H219ZM223 79H224V76H223ZM245 79V78H244ZM1 80V79H0ZM4 80V81H5ZM17 80V79H16ZM30 80H31V78H30ZM37 80V79H36ZM40 80V79H39ZM42 81H44V79H41ZM61 80H62V78H61ZM118 80V79H117ZM117 80H113V81H117ZM127 80V79H126ZM208 80V79H207ZM206 80V81H207ZM213 80V79H212ZM247 80V79H246ZM15 81V80H14ZM19 81H21V80H19ZM23 81V80H22ZM21 81V82H22ZM25 82H26V80H24ZM32 81H34V80H32ZM38 81V80H37ZM53 81H54V79H53ZM56 81H57V79H56ZM67 81V80H66ZM109 81V80H108ZM107 80H105V82L107 83L108 82ZM197 81V80H196ZM218 81V80H217ZM216 81V82H217ZM1 82V81H0ZM17 82V81H16ZM28 82V81H27ZM26 82V84H29V83H32V82H29V83H27ZM46 82H47V80H46ZM49 82V81H48ZM47 82V83H48ZM63 82V81H62ZM94 82H96V80L94 81ZM195 82V81H194ZM210 82V81H209ZM214 82H215V78H214ZM215 82V83H216ZM231 83L233 82V81H230ZM237 82V81H236ZM235 82V83H236ZM1 83H3V82H1ZM1 83H0V85H1ZM23 83V82H22ZM36 83V82H35ZM53 83V82H52ZM57 83V82H56ZM225 83V82H224ZM17 85H18V83H16ZM21 84V83H20ZM38 84H40V82L38 83ZM43 84V83H42ZM124 84V83H123ZM197 84V83H196ZM234 84V83H233ZM3 85H4V83H3ZM3 85H2V89H3ZM12 85V84H11ZM31 85V84H30ZM29 85V86H30ZM32 85H33V83H32ZM44 85V84H43ZM49 85V84H48ZM94 85V84H93ZM192 85V84H191ZM20 86L21 85H19V88H20ZM46 86V85H45ZM105 86V85H104ZM214 86V85H213ZM220 86V85H219ZM8 87V85H6V88ZM26 87V86H25ZM48 87V86H47ZM58 87V86H57ZM232 87V86H231ZM9 88V87H8ZM110 88V87H109ZM122 88H123V86H122ZM125 88V87H124ZM1 89V90H2ZM21 89V91H23L22 90V88H20ZM34 89H37V88H34ZM45 89V88H44ZM48 89V88H47ZM103 89V88H102ZM105 90H107V89H105ZM113 90V89H112ZM4 91V90H3ZM47 91V90H46ZM54 91H56V90H54ZM107 91H109V90H107ZM111 91V90H110ZM114 91V90H113ZM122 91V90H121ZM120 91V92H121ZM123 91H124V89H123ZM10 92V91H9ZM100 92V91H99ZM102 92V91H101ZM41 93H43V92H41ZM84 93V92H83ZM103 93V92H102ZM107 93H109V92H107ZM122 93V92H121ZM7 94V93H6ZM28 94V93H27ZM30 94V93H29ZM258 94V93H257ZM1 95V94H0ZM35 95V94H34ZM44 95V94H43ZM84 95V94H83ZM259 95V94H258ZM4 95H2V97H3ZM11 96V95H10ZM26 96V95H25ZM102 96V95H101ZM108 96V95H107ZM1 97V98H2ZM6 97V96H5ZM19 97V96H18ZM28 97V96H27ZM37 98H38V96H36ZM47 97V96H46ZM80 97V96H79ZM79 97H78V99H79ZM99 97V96H98ZM258 97H260V96H258ZM4 98V97H3ZM22 98V97H21ZM29 98V97H28ZM27 98V99H28ZM76 98V97H75ZM84 98V97H83ZM106 98V97H105ZM253 98H255V97H253ZM25 99V98H24ZM34 99V98H33ZM40 99V96H39V98H38V100ZM52 99V98H51ZM81 100H82V98H80ZM261 99H262V97H261ZM3 100V99H2ZM6 100V99H5ZM8 100V99H7ZM7 100H6V102H7ZM20 100H23V99H20ZM31 100V99H30ZM43 101H46L47 100V98H46V100H44V99H42ZM99 100H101V98H99ZM104 100V99H103ZM103 100H102V102H103ZM108 100V99H107ZM255 100H256V98L253 100L254 101V103H259V101H256L255 102ZM258 100V99H257ZM263 100V103H264V99H262ZM10 101V100H9ZM12 101V100H11ZM26 101V100H25ZM31 101H33V100H31ZM41 101V100H40ZM51 101V100H50ZM79 101V100H78ZM95 101L96 100H94V104H95ZM3 102H4V100H3ZM2 102V103H3ZM26 102H28V100L26 101ZM74 102V101H73ZM81 102V101H80ZM98 102V101H97ZM109 102V101H108ZM0 103H1V101H0ZM1 103V104H2ZM10 103V102H9ZM12 103V102H11ZM15 103V102H14ZM23 104H24V102H22ZM29 103V102H28ZM45 103V102H44ZM50 103V102H49ZM54 103V102H53ZM52 103V104H53ZM75 103H76V101H75ZM79 103V102H78ZM77 103V104H78ZM82 103V102H81ZM99 103H100V101H99ZM155 103V102H154ZM250 103H253V102H251L250 101ZM255 104V105H258V104ZM260 103H262V102H260ZM259 103V104H260ZM0 104V105H1ZM3 104H5V102L3 103ZM8 104V102L6 103V105ZM32 104V103H31ZM55 104V103H54ZM59 104V103H58ZM93 104V105H94ZM103 104V103H102ZM243 104V103H242ZM13 105V104H12ZM36 105V104H35ZM35 105H33V107L35 106ZM39 105H40V102H39V104H38V107H39ZM99 105H101V104H99ZM152 105V104H151ZM248 105V104H247ZM246 105V106H247ZM255 105L253 104V106L251 105V108H254L255 107ZM14 106V105H13ZM22 106H24V105H22L21 104V109L23 110V108H22ZM27 107H28V105H26ZM29 106H30V103H29ZM153 106H154V104H153ZM157 106V105H156ZM249 106V105H248ZM260 106H262V104H260V105H258V107H260ZM7 107V106H6ZM25 107V106H24ZM27 107H26V109H27ZM51 107V106H50ZM53 107H55V106H53ZM68 107V106H67ZM82 107V106H81ZM97 107H98V105H97ZM101 107V106H100ZM100 107H99V111H100ZM103 107H104V105H103ZM152 107V106H151ZM155 107V106H154ZM20 108V107H19ZM46 108V107H45ZM61 108V107H60ZM92 108V107H91ZM106 108H108L107 106H106ZM105 108V109H106ZM170 108V107H169ZM240 108V107H239ZM25 109V108H24ZM39 109V108H38ZM46 109H48V106H47V108ZM53 109V108H52ZM56 110H57V108H55ZM92 109H94V108H92ZM110 109V108H109ZM168 109V108H167ZM249 109H250V106H249ZM248 109V110H249ZM30 110V109H29ZM32 110V109H31ZM50 110V109H49ZM166 110V109H165ZM244 110H245V108H244ZM253 110H255V108L253 109ZM21 111V110H20ZM19 111V112H20ZM24 111V110H23ZM33 111V110H32ZM34 111H36V110H34ZM41 111V110H40ZM52 111V110H51ZM50 111V112H51ZM57 111H59L60 112V110H57ZM104 111V110H103ZM102 111V112H103ZM106 111V110H105ZM110 111V110H109ZM167 111V110H166ZM25 112V111H24ZM23 112V113H24ZM29 112H31V111H29ZM37 112H39V111H36V113ZM43 112H46V111H43ZM42 112V113H43ZM53 112V111H52ZM56 112V111H55ZM62 112V111H61ZM81 112V111H80ZM82 112H83V110H82ZM93 112V111H92ZM95 112V111H94ZM240 112H242V110L241 111H239V114H241ZM246 112V111H245ZM251 112V111H250ZM2 113V112H1ZM34 113V112H33ZM116 113V112H115ZM119 113V112H118ZM189 112H187V114H188ZM243 113V112H242ZM4 114V113H3ZM12 114V113H11ZM16 114H18V113H16ZM16 114L14 115V116H16ZM22 114V113H21ZM38 114V113H37ZM40 114V113H39ZM106 114H108V113H106ZM250 114V113H249ZM19 115V114H18ZM34 115V114H33ZM36 115V114H35ZM46 115L48 116V114H47V112H46ZM46 115H44V118L43 119H45L44 121H45V123L44 124H46V122H49V121H46V119L47 118H45V116ZM49 115H50V113H49ZM57 115V114H56ZM55 115V116H56ZM97 115V114H96ZM98 115H100V114H98ZM113 115V114H112ZM121 115V114H120ZM189 115V114H188ZM242 115H245V114H242ZM242 115H239V116H242ZM24 116H26V115H24ZM24 116H23V119H25L24 118ZM28 116V115H27ZM61 116V115H60ZM122 116V115H121ZM158 116V115H157ZM248 116V115H247ZM250 116V115H249ZM5 117V116H4ZM4 117H2L3 119H4ZM17 118H18V116H16ZM15 117V118H16ZM42 117V116H41ZM51 117V115L48 117V118H50ZM54 117V116H53ZM59 117V116H58ZM58 117H56L57 118V120H58V122H56L54 125L55 126H57V124L59 123V119H61V118H59L58 119ZM243 117V119H241V120H244V117L245 116H242ZM241 117V118H242ZM1 118V119H2ZM22 118V117H21ZM26 118H28V117H26ZM36 118H38V117H36ZM52 118V117H51ZM104 118H106L105 116H104ZM125 118V117H124ZM154 118V117H153ZM187 118V117H186ZM0 119V120H1ZM158 119V118H157ZM249 119V118H248ZM50 120V119H49ZM105 120V119H104ZM107 120V119H106ZM105 120V121H106ZM19 121H21V120H19ZM25 121V120H24ZM23 121V122H24ZM42 121V120H41ZM43 121V122H44ZM51 121H52V119H51ZM56 121V120H55ZM99 121V120H98ZM109 121V120H108ZM111 121V120H110ZM245 121H247V120H245ZM4 122H5V119H4ZM17 122H18V120H17ZM28 122V121H27ZM27 122H25V125H26V123ZM35 122V121H34ZM39 122H40V120H39ZM100 122V121H99ZM98 122V123H99ZM123 122H125L124 120H123ZM9 123V122H8ZM42 123V122H41ZM102 123V122H101ZM105 123V122H104ZM108 123V122H107ZM5 124V123H4ZM19 124V123H18ZM29 124V123H28ZM49 124V123H48ZM103 124V123H102ZM19 125H21V124H19ZM51 126L53 125V124H50ZM104 125V124H103ZM120 125V124H119ZM119 125H117L118 127H119ZM185 125V124H184ZM187 125V124H186ZM1 126H3V125H1ZM13 126V125H12ZM51 126H50V128H51ZM60 126V125H59ZM192 126V125H191ZM191 126H188V127H191ZM5 127V126H4ZM7 127L8 126H6V129H7ZM23 127H24V124H23ZM22 127V128H23ZM29 127V126H28ZM54 126H52V128H53ZM105 127V126H104ZM264 127V126H263ZM13 128V127H12ZM35 128V127H34ZM37 128V127H36ZM44 128H46V125H45V127ZM58 128V127H57ZM100 128V127H99ZM107 128V127H106ZM262 128V127H261ZM15 129V128H14ZM192 129V128H191ZM236 128H234V130H235ZM252 129H253V127H252ZM263 129V128H262ZM20 130V129H19ZM189 130V129H188ZM204 130V129H203ZM206 130V129H205ZM234 130H232V131H234ZM238 130V129H237ZM240 130V129H239ZM254 130V129H253ZM259 130V129H258ZM1 131V130H0ZM21 132H22V130H20ZM174 131H176V130H174ZM179 131V130H178ZM200 131V130H199ZM191 132V131H190ZM195 132V131H194ZM201 132H203V131H201ZM236 131H234V133H235ZM246 132V131H245ZM247 132H248V130H247ZM246 132V133H247ZM250 133H252V130H250L249 131ZM249 132L247 133V134H249ZM257 132V131H256ZM260 132H262V130H259V132H257V133H260ZM3 132L1 131V134H2ZM9 133V132H8ZM104 133V132H103ZM109 133V132H108ZM179 134L181 133V132H178ZM187 133V132H186ZM197 133V132H196ZM234 133H233V135H234ZM237 133H239V132H237ZM241 133V132H240ZM244 134L246 137H242V143H241V141H240V139H238V138H236V139H238L239 141L238 142H240L243 146H241L240 144H239V146H241V147H244V148H247V150H249L251 147L253 148V146L252 145H248L249 143H250V139L248 138L249 136H251L250 134H249V136L247 137V134ZM0 134V135H1ZM206 134V133H205ZM231 134H232V132H231ZM254 134V133H253ZM99 135V134H98ZM113 135V134H112ZM176 135V134H175ZM192 136H193V134H191ZM237 136H238V134H236ZM258 135V134H257ZM257 135L255 134V136H256V138H258L257 137ZM261 135H263V134H261ZM260 135V136H261ZM7 136V135H6ZM183 137L184 136H187V135H182ZM189 136V135H188ZM239 136H242V135H239ZM254 135H252V137H253ZM259 136V135H258ZM12 137H14V136H12ZM24 137H26V136H24ZM190 137V136H189ZM188 137V138H189ZM263 136H261V138H262ZM6 138V137H5ZM239 138H241V137H239ZM255 138V137H254ZM253 138V139H254ZM260 138V139H261ZM264 138V137H263ZM262 138V139H263ZM3 139V138H2ZM7 139V138H6ZM8 139H10V138H8ZM105 139H107V138H105ZM180 139H181V137H180ZM184 140H185V138H183ZM193 139V138H192ZM233 139V138H232ZM236 139H235V141H236ZM261 139V140H262ZM12 140H15V139H12ZM38 140V139H37ZM158 140H159V138H158ZM196 140V139H195ZM209 140V139H208ZM264 140V139H263ZM263 140L261 141V142H263ZM182 141V140H181ZM186 141V140H185ZM229 141V140H228ZM4 142V141H3ZM7 142V141H6ZM105 142V141H104ZM180 142V141H179ZM199 142H201V141H199ZM206 142V141H205ZM229 142H231V141H229ZM253 142H255V140H253L252 141V143ZM257 143L256 144H258V140L256 141ZM5 143V142H4ZM19 143H21V142H19ZM18 143V144H19ZM203 143V142H202ZM209 143V142H208ZM233 143V142H232ZM251 143V144H252ZM260 143V142H259ZM3 144V143H2ZM5 144H7V143H5ZM100 144V143H99ZM177 144V143H176ZM201 144V143H200ZM206 145H207V143H205ZM221 144V143H220ZM262 144V143H261ZM260 144V145H261ZM21 145V144H20ZM157 145V144H156ZM182 145H183V143H182ZM185 145V144H184ZM203 145V144H202ZM201 145V146H202ZM228 145V147H229V144H227ZM234 145H237V143L236 144H233V146ZM264 145V144H263ZM11 146V145H10ZM180 146V145H179ZM178 146V147H179ZM188 145H186V147H187ZM199 146V145H198ZM200 146V147H201ZM218 146V145H217ZM232 146V147H233ZM256 146V145H255ZM258 147H259V145H257ZM38 147H40V146H37V149H38ZM183 147H185V146H183ZM185 147V148H186ZM261 147V146H260ZM259 147V148H260ZM0 148H2V146L0 147ZM4 148V147H3ZM13 148V147H12ZM185 148H184V150H185ZM196 148V147H195ZM195 148H193V150L195 149ZM219 148V147H218ZM231 148V147H230ZM237 148H238V150H239V148L240 147H238L237 146ZM243 148V149H244ZM252 148H251V151L253 152V150H252ZM7 149V148H6ZM6 149H4V151L6 150ZM14 149H15V147H14ZM32 149H33V147H32ZM97 149H100V148H97ZM179 149V148H178ZM201 149V148H200ZM233 149H235L236 150V147H234ZM231 150V151H229L228 152V148H227V152L228 153H230V152H232V153H234L233 151L234 150ZM255 150H257L256 148H254ZM96 150V149H95ZM207 150V149H206ZM241 150H242V148H241ZM240 150V151H241ZM255 150H254V152H255ZM264 150V149H263ZM0 151H2V150H0ZM11 151V150H10ZM26 151V150H25ZM100 151V150H99ZM182 151V150H181ZM186 151V150H185ZM184 151V152H185ZM197 151L198 150H196L195 152H196V154H197ZM200 151V152H199ZM198 151V153L200 154L202 151L201 150H199ZM208 151V150H207ZM245 151H246V149H245ZM250 151V152H251ZM15 152V151H14ZM31 152H33V151H31ZM97 152V151H96ZM102 152V151H101ZM243 152V151H242ZM252 152H251V154H252ZM1 153V152H0ZM34 153V152H33ZM202 153H205L204 152V150H203V152ZM227 153V154H228ZM232 153H230V154H232ZM238 153H240V155H241V152H235V155L236 154H238ZM246 153H247V151H246ZM258 153V152H257ZM264 153V152H263ZM3 154V153H2ZM7 154V153H6ZM91 154H94L93 152L91 153ZM96 154V153H95ZM154 154V153H153ZM214 154H216V152L214 153ZM229 154V155H230ZM256 154V153H255ZM255 154H254V157L253 158H255ZM262 154V153H261ZM8 155V154H7ZM15 155V154H14ZM17 155V154H16ZM15 155V156H16ZM21 155H23V154H21ZM86 155V154H85ZM97 155V154H96ZM156 155V154H155ZM161 155V154H160ZM180 155V154H179ZM198 155V154H197ZM196 155V158L197 157H200V156H202L203 154H200V156H197ZM209 155H211V154H209ZM220 155V154H219ZM228 155V156H229ZM233 155V154H232ZM239 155V156H240ZM247 155V154H246ZM250 155V154H249ZM249 155H248V158L250 159V157H249ZM257 156H258V154H256ZM0 156H1V154H0ZM205 156H207V154L205 155ZM205 156L203 155V157H201V158H199V160L200 159H202V158H204L205 159ZM211 156H213V154L211 155ZM211 156H209L210 157V159H211ZM242 156H245V155H243V153H242V155H241V157ZM252 156V155H251ZM163 157V156H162ZM184 157V156H183ZM208 157V156H207ZM240 157V159H242ZM264 157V156H263ZM6 158V157H5ZM14 158V157H13ZM34 158V157H33ZM167 158V157H166ZM213 158H215V157H213ZM230 159H229V162H232V160H231V156L229 157ZM234 158V157H233ZM232 158V159H233ZM237 158H238V156H237ZM244 158V157H243ZM245 158H247V156L245 157ZM245 158L244 159H242V160H240V161H237V164H236V162H235V164L233 163V165H232V163H231V165H229V166H227L225 163H223L224 165H226L227 167L224 169L223 168V172H220V174L222 173V176H221V180H218V176L220 175H218L217 177V181L219 182V184H217V186L215 187V188H213L212 190H210V192L208 193V196H207V194H206V197H208V198H206L205 196H204V194H203V196L206 198V199H208V200H206L207 202L205 203V205H209V206H211L212 204V201H214V203L213 204H215V200H216V198L219 196V195H221V197L224 195V191L226 192L227 191V189L225 188L226 186H227V183H229L228 182V177H230L231 176V174L232 173H234V175H235V173H236V177H237V173L238 172H241L242 170H243V167H246L247 168V166H248V164H246L247 163V159L245 160ZM259 158H261L260 157V155H259ZM258 158V159H259ZM4 159V158H3ZM163 159V158H162ZM181 159V158H180ZM193 159H195L194 157H193ZM198 159V158H197ZM209 159V158H208ZM207 159V160H208ZM209 159V161H211ZM220 159V158H219ZM225 159H226V157H225ZM256 159H257V157H256ZM264 158H262L261 159V161L263 160ZM13 160V159H12ZM11 160V161H12ZM31 160V159H30ZM99 160H100V158H99ZM161 160V159H160ZM207 160H205V161H207ZM231 160V161H230ZM260 160V159H259ZM159 161V160H158ZM164 161V160H163ZM203 161V160H202ZM226 161V160H225ZM251 161H253V162H257L258 163V160H256V161H254V159L252 160L251 159ZM1 162V161H0ZM3 162V161H2ZM204 162V161H203ZM234 162V161H233ZM252 162V163H253ZM260 162V161H259ZM262 162H264V161H262ZM42 163V162H41ZM101 163V162H100ZM105 163V162H104ZM158 163V162H157ZM196 165H198V163H200V162H197L196 161ZM251 163V164H252ZM4 164H6V163H4ZM31 164V163H30ZM209 163H207V165H208ZM228 164V163H227ZM259 164H263L264 165V163H258V165ZM1 165V164H0ZM103 165V164H102ZM203 165H206V164H203ZM202 165V166H203ZM206 165V166H207ZM223 165V166H224ZM245 165H247V166H245ZM250 165V164H249ZM258 165H257V167H258ZM7 166V165H6ZM211 166V165H210ZM222 166V167H223ZM256 166V165H255ZM260 166V165H259ZM262 166V165H261ZM180 167V166H179ZM199 167L200 166H198V169H199ZM248 167H250V166H248ZM254 167V166H253ZM194 168H196V166L194 167ZM209 168V167H208ZM251 168V167H250ZM261 168V167H260ZM29 169V168H28ZM32 169V168H31ZM203 169V171H205L204 169H205V166L203 167V168H201V170ZM171 170V169H170ZM194 170V169H193ZM206 170H207V168H206ZM209 170H211L210 168L208 169V171H207V173L209 172ZM245 170V169H244ZM255 170H258L257 168L255 169ZM264 170V169H263ZM29 171V170H28ZM41 171H43V170H41ZM149 171V170H148ZM196 171V170H195ZM199 171H200V169H199ZM198 171V173H200ZM202 171V172H203ZM253 171V170H252ZM260 170H258V172H259ZM99 172V171H98ZM175 172V171H174ZM191 172V171H190ZM189 172V175H188V177L189 176H191V173ZM245 172H246V170H245ZM262 172V171H261ZM149 173V172H148ZM206 173V171H205V175L207 174ZM210 173V172H209ZM211 173H212V171H211ZM210 173V174H211ZM249 173V172H248ZM254 173V172H253ZM260 173V172H259ZM147 174V173H146ZM154 174V173H153ZM201 175H202V173H200ZM203 174H204V172H203ZM240 174H243V171L240 173ZM239 174V175H240ZM255 174V173H254ZM257 174V173H256ZM255 174V175H256ZM30 175V174H29ZM182 175V174H181ZM212 175V174H211ZM250 175V174H249ZM28 176V175H27ZM35 176V175H34ZM39 176V175H38ZM175 176H178V175H175ZM185 175H183V176H181L182 178L184 177ZM193 176H195L194 175V173H193ZM192 176V177H193ZM241 176V175H240ZM251 176V178H252V174L250 175ZM249 176V177H250ZM144 177V176H143ZM152 177V176H151ZM156 177V176H155ZM192 177H190V178H192ZM195 177H197V179H198V174H197V176H195ZM195 177H194V180H197V179H195ZM200 177L201 176H199V179H200ZM203 177L205 178V176H202L201 177V180L203 179ZM207 177H208V175H207ZM206 177V179H209V178H207ZM209 177H210V175H209ZM212 177V176H211ZM232 177H234L233 175H232ZM246 177V176H245ZM160 178V177H159ZM181 178V179H182ZM248 178V177H247ZM254 179H252V180H250L251 181V183L248 185L249 187L247 188V191H245V194L239 199V200H237L236 201V203H235V201H234V197H233V200L232 201H234V206H231V208H229L230 207V205H229V207H228V210L224 213V216L222 217V219L220 220V222H219V220H218V222H219V224L217 225V227L214 229V230H210L209 231V229H208V227L210 226H206V223H207V221L208 222H210L209 220L211 219V215H210V213H209V211L211 212V214H216V212H214V209H215V206L216 205H214V206H212V207H210L211 208V210L213 209V212L211 211V210H209L208 209V207L207 208H205L206 206L204 205V204H202V205H204V207H203V209H201V210H199V212H197L198 213V215H196V214H193V216H195L193 219L192 218H187V219H191L192 221L189 223H187V224H189L188 226V228H187V234H188V237H187V239H185L186 241H188L187 242V244H186V242H184V244H186L187 245V247L189 246V247H192V245L190 246V244L192 243V244H195V242L201 237V236H203L204 237V239H205V244H203L202 246H200L199 248H197V251H196V246L198 245V244H196L195 246H194V248L192 249V250H194L195 249V251H194V253H193V251H192V253H193V255L191 254V253H189V254H187L186 255V253H188L187 252V250L188 249H186V246L184 247V244L182 243V238L184 237L183 236V230L185 229L184 227H183V230H182V233L179 231V229L183 226L182 224H181V227H180V225H178L179 227H178V229H177V231H179L181 234L180 235H178V236H183L182 238L180 237L179 239H181L180 240V242H181V244H183V246L182 245H180L179 243H177V245L179 244L180 245V248H174L175 247V243L177 242H171V244H173L172 246V248H174V249H171L170 248V250L168 251L167 249H163L164 251L165 250H167V251H165L164 253L161 251V253L158 255V253H156V255H157V263L155 262V260H154V262L156 263V264H264V171L260 174V175H257V176H255V177H253ZM31 179V178H30ZM199 179L197 180V181H199ZM230 179V178H229ZM232 180L234 179L235 180V178H231ZM230 179V180H231ZM146 180V179H145ZM148 180V179H147ZM152 180H154V179H152ZM185 180H186V178H185ZM190 180V179H189ZM188 180V182H190ZM194 180H193V178H192V181L193 182H190V183H195L194 182ZM209 180H211V179H209ZM240 180H242V179H239V181ZM30 181V180H29ZM205 181V179H203L202 180V182H204ZM208 181V180H207ZM215 180L213 179V182H214ZM236 181V180H235ZM238 181V180H237ZM237 181H236V183H237ZM182 182L184 183V180H182ZM209 182V181H208ZM207 182V183H208ZM212 182V181H211ZM231 182V181H230ZM234 182V181H233ZM241 182V181H240ZM243 182V181H242ZM145 183V182H144ZM200 184H201V182H199ZM214 183H217L216 181L214 182ZM213 183V185H215ZM155 184V183H154ZM164 184V183H163ZM180 184V183H179ZM189 184V183H188ZM197 184V183H196ZM195 184V185H196ZM230 184V183H229ZM231 184H232V182H231ZM234 184V183H233ZM242 184V183H241ZM186 185H187V183H186ZM195 185H194V187H195ZM207 185V184H206ZM209 185V184H208ZM235 185V184H234ZM240 185V184H239ZM238 185V186H239ZM146 186V185H145ZM181 186H182V184H181ZM189 186H191L190 184H189ZM201 186H203V185H201ZM201 186H199V185H197L196 186V189H199V188H197V187H201ZM204 186H205V184H204ZM212 186V185H211ZM230 186V185H229ZM235 186H237V184L235 185ZM237 186V187H238ZM243 186L244 185H242V188H243ZM188 186H186V188H185V186H184V188L186 189V191H187V189L188 188H190V187H188ZM193 187V189H195ZM231 187H234L233 185L232 186H230V188L229 189H232ZM245 187V189H246V187L247 186H244ZM178 188H179V186H178ZM202 188V187H201ZM203 188H205V187H203ZM202 188V189H203ZM208 188H210V186L208 187ZM239 188H241V187H239ZM184 189V190H185ZM195 189V190H196ZM211 189V188H210ZM47 190V189H46ZM53 190H55L54 188H53ZM52 190V191H53ZM191 190V189H190ZM204 190V189H203ZM201 190L202 192H205L206 190ZM234 190V189H233ZM237 190H239V189H237ZM242 190H244V189H242ZM176 191V190H175ZM175 191H174V193H175ZM178 191V190H177ZM185 191V192H186ZM189 191V190H188ZM193 191V190H192ZM192 191H190V192H192ZM198 191V190H197ZM232 191V190H231ZM15 192V191H14ZM183 192V191H182ZM193 192H195V191H193ZM230 192V191H229ZM228 192V193H229ZM241 192V191H240ZM82 193V192H81ZM155 193V192H154ZM184 193V192H183ZM182 193V194H183ZM187 194H189V192H186ZM228 193H227V196L226 197H228L229 195H231L232 196V194H230L229 193V195H228ZM234 193V192H233ZM163 194V193H162ZM192 194V193H191ZM226 195V194H225ZM236 196L237 195H239V194H235ZM234 195V196H235ZM193 196V195H192ZM235 196V198H238V196L236 197ZM188 197V196H187ZM191 196H189V198H190ZM174 198V197H173ZM223 198V197H222ZM229 198V197H228ZM22 199V198H21ZM232 199V198H231ZM231 199L229 198V201H231ZM28 200V199H27ZM130 200V199H129ZM164 200V199H163ZM175 200V199H174ZM179 200H180V198H179ZM199 200H201V199H199ZM205 200V199H204ZM217 200L219 201V199L217 198ZM226 200H228V199H226ZM236 200V199H235ZM182 201L184 202V199H182ZM181 201V202H182ZM203 201V200H202ZM201 201V202H202ZM218 201H216V202H218ZM172 202V201H171ZM170 202V203H171ZM180 202V201H179ZM180 202V203H181ZM190 202H192V201H190ZM29 203V202H28ZM189 203V202H188ZM204 203V202H203ZM224 203H225V201H224ZM224 203H223V205H224ZM229 203V202H228ZM24 204V203H23ZM84 204V203H83ZM93 204V203H92ZM96 204V203H95ZM136 204V203H135ZM158 204V203H157ZM196 204V203H195ZM200 202H199V205L198 206H200ZM211 204V205H210ZM216 204H219V207H220V202L219 203H216ZM230 204V203H229ZM28 205V204H27ZM172 205V204H171ZM175 205V204H174ZM177 205V207L179 208L180 207V205L178 206V204H176ZM176 205H175V207H176ZM226 205V204H225ZM231 205H232V202H231ZM76 206V205H75ZM190 206H191V208H190ZM189 207H188V209L190 208V210H193V208H192V206H193V204H191ZM148 207V206H147ZM159 207V206H158ZM218 207V208H219ZM49 208V207H48ZM96 208V207H95ZM101 208V207H100ZM177 208V209H178ZM200 208V207H199ZM198 208V209H199ZM227 208V207H226ZM225 208V209H226ZM169 209V208H168ZM171 209V208H170ZM181 209H183V207L181 206ZM187 209V210H188ZM99 210H101V209H99ZM184 210V209H183ZM187 210H185V212L187 211ZM195 210V209H194ZM193 210V211H194ZM196 210H197V208H196ZM215 210H217V209H215ZM85 211H86V209H85ZM102 211V210H101ZM177 211V210H176ZM180 210L178 209V211L176 212V213H178ZM198 211V210H197ZM224 212V210H221V212ZM163 212H164V210H163ZM181 212V211H180ZM184 211H182V213H183ZM189 212V210L187 211V213ZM218 213L220 216H221V214L222 213ZM15 213V212H14ZM92 213V212H91ZM156 213V212H155ZM187 213H185L186 215H187ZM166 214V213H165ZM164 214V215H165ZM167 214H168V212H167ZM178 214H180V213H178ZM185 214L184 215H182V216H184L185 217ZM189 214H191L192 215V212L191 213H189ZM217 214V215H218ZM109 215V214H108ZM181 215V214H180ZM93 216V215H92ZM97 216V215H96ZM104 216V215H103ZM102 216V217H103ZM193 216H191V217H193ZM101 217V218H102ZM124 217V216H123ZM179 217V216H178ZM188 217V216H187ZM213 217L215 218V216L213 215ZM138 218V217H137ZM151 218V217H150ZM149 217H148V219L146 218V220H147V222H148V220L150 219ZM180 218V217H179ZM220 218V217H219ZM107 219V218H106ZM216 219V218H215ZM96 220H102V219H96ZM108 220V219H107ZM140 221H141V219H139ZM180 220V219H179ZM80 221V220H79ZM83 221V220H82ZM89 221H91V220H89ZM152 221H154V220H152ZM183 221V220H182ZM213 221V220H212ZM212 221H211V223H212ZM8 222V221H7ZM95 222V221H94ZM99 222H101V221H98V223ZM135 222H137L136 220H135ZM149 222H150V220H149ZM178 222V221H177ZM88 223V222H87ZM90 223V222H89ZM102 223V222H101ZM111 223V222H110ZM182 223V222H181ZM186 223V222H185ZM214 223V222H213ZM94 224V223H93ZM104 224V223H103ZM102 224V225H103ZM107 224V223H106ZM105 224V225H106ZM149 224V223H148ZM174 224H176V223H174ZM173 224V225H174ZM178 224H179V222H178ZM104 225V226H105ZM110 225V224H109ZM156 225V224H155ZM159 225V224H158ZM162 225V224H161ZM211 225H213V224H211ZM1 226V225H0ZM16 226V225H15ZM85 226L87 227V225H86V223H85ZM94 226V225H93ZM108 226V225H107ZM144 226V225H143ZM160 226V225H159ZM177 226V225H176ZM185 226H186V224H185ZM38 227H39V225H38ZM96 227V226H95ZM103 227V226H102ZM168 228H169V230H170V227H169V225L167 226ZM171 227H172V225H171ZM215 226H213V228H214ZM15 228V227H14ZM13 228V229H14ZM36 228V227H35ZM94 228V227H93ZM92 228V229H93ZM144 228V227H143ZM158 228H160V227H158ZM166 228V227H165ZM165 228H163V229H165ZM173 229H171V231L172 230H176V229H174V227H172ZM177 228V227H176ZM212 227H210V229H211ZM18 229H19V227H18ZM80 229H81V227H80ZM87 229V228H86ZM88 229H89V226H88ZM91 229V230H92ZM98 229V228H97ZM106 229V228H105ZM147 229V228H146ZM11 230L12 229H10V232H11ZM16 230V229H15ZM22 230H23V228H22ZM109 230V229H108ZM112 230V229H111ZM167 230V229H166ZM186 230V229H185ZM185 230H184V232H185ZM113 231V230H112ZM148 231V230H147ZM171 231H168V232H166L165 234H167V233H169V232H171ZM82 232V231H81ZM86 232V231H85ZM94 232V231H93ZM149 232V231H148ZM18 233V232H17ZM19 233H21V232H19ZM23 233V232H22ZM101 233H102V231H101ZM104 233V232H103ZM126 233V232H125ZM174 233H176L175 231L173 232V234ZM178 233V232H177ZM176 233V234H177ZM1 234V233H0ZM99 234V233H98ZM97 234V235H98ZM111 234V233H110ZM143 234H144V232H143ZM175 234V236H177ZM186 234V235H187ZM99 235H101V234H99ZM168 235V234H167ZM170 235H171V233H170ZM8 236V235H7ZM9 236H10V234H9ZM11 236H12V234H11ZM23 236V235H22ZM72 236V235H71ZM143 236V235H142ZM145 236V235H144ZM13 237H15V236H13ZM18 237V236H17ZM24 237V236H23ZM26 237V236H25ZM92 237V236H91ZM104 237V236H103ZM159 237V236H158ZM164 237H166V236H164ZM164 237L162 238V237H159V238H162V240L164 241ZM172 237V236H171ZM11 238V237H10ZM19 238V237H18ZM30 238V237H29ZM167 238H170V236H168ZM166 238V239H167ZM178 238V237H177ZM186 238V237H185ZM1 239V238H0ZM13 239V238H12ZM21 239H24V238H22L21 237ZM91 239V238H90ZM95 239V238H94ZM99 239H100V237H99ZM171 239V238H170ZM169 239V241H171ZM174 238H172V240H173ZM175 239H176V237H175ZM174 239V240H175ZM24 240H26V239H24ZM42 240V239H41ZM110 240V239H109ZM120 240V239H119ZM157 240V239H156ZM76 241V240H75ZM152 241V240H151ZM158 241V240H157ZM156 241V242H157ZM160 241V240H159ZM163 241H161V242H163ZM168 241V240H167ZM184 241V240H183ZM2 242V241H1ZM14 242V241H13ZM16 242V241H15ZM15 242H14V244H15ZM22 241H20V243H21ZM25 242V241H24ZM90 242V241H89ZM149 242V241H148ZM161 242H160V244H161ZM190 242V244L188 245V243ZM198 242V241H197ZM5 243V242H4ZM19 243V242H18ZM23 243V242H22ZM88 243V242H87ZM93 243V242H92ZM164 243H165V241H164ZM167 244V246L166 247H168V244L170 245V243H168V242H166ZM34 244V243H33ZM37 244V243H36ZM91 244V243H90ZM90 244H89V247H91V248H93L94 249V245L92 246V244H91V246H90ZM94 244V243H93ZM153 244H155V243H152V246H153ZM158 244H159V242H158ZM157 244V245H158ZM3 245V244H2ZM7 245V244H6ZM86 245V244H85ZM88 245V244H87ZM96 245V244H95ZM146 245V244H145ZM150 245V244H149ZM13 246V245H12ZM17 246V245H16ZM19 246V245H18ZM24 246V245H23ZM23 246H22V248H23ZM26 246V245H25ZM159 246V245H158ZM163 246H164V244L162 245V248H163ZM182 246V247H181ZM5 247V246H4ZM3 247V248H4ZM8 246H6L5 248H7ZM21 247V246H20ZM40 247H42V246H40ZM99 247V246H98ZM161 247V246H160ZM165 247V248H166ZM170 247H171V245H170ZM177 247V246H176ZM179 247V246H178ZM184 247V248H183ZM2 248V249H3ZM9 248V247H8ZM21 248V249H22ZM34 248V247H33ZM87 248V247H86ZM150 248V247H149ZM148 248V249H149ZM154 248H155V246H154ZM157 248V247H156ZM155 248V249H156ZM17 249V248H16ZM28 249V248H27ZM90 248H88V250H89ZM96 249H98L99 250V248H96ZM160 249V248H159ZM13 250L15 251V249L13 248ZM23 250H25V249H23ZM22 250V251H23ZM38 250V249H37ZM87 250V249H86ZM87 250V251H88ZM95 250V249H94ZM97 250V251H98ZM157 250H158V248H157ZM189 250H191V249H189ZM4 251V250H3ZM90 251H91V249H90ZM96 251V252H97ZM146 251V250H145ZM159 251V250H158ZM2 252V251H1ZM7 252H11L10 250L9 251H6L5 253H7ZM18 252L20 253V251L18 250ZM89 252V251H88ZM92 252V251H91ZM147 252V251H146ZM154 252V251H153ZM153 252H152V255H153ZM155 252H156V250H155ZM12 253V252H11ZM15 253V252H14ZM16 253H17V251H16ZM32 253V252H31ZM98 253H99V251H98ZM149 253V252H148ZM148 253H146V255L148 254ZM13 254V253H12ZM12 254H11V256H12ZM36 254V253H35ZM47 254V253H46ZM88 254V253H87ZM89 254H91L90 252H89ZM140 254V253H139ZM191 254V255H190ZM6 255V254H5ZM18 255V254H17ZM17 255H15V256H17ZM20 255H22V252H21V254ZM19 255V256H20ZM81 255V254H80ZM156 255H155V257H156ZM186 256L187 257V259L185 258V257H182V256ZM6 256H9V254H7ZM50 256V255H49ZM83 256V255H82ZM89 256V255H88ZM90 256H94V255H90ZM89 256V257H90ZM133 256V255H132ZM139 256V255H138ZM144 256H145V254H144ZM12 257H14V256H12ZM37 257V256H36ZM53 257V256H52ZM84 257V256H83ZM135 257H136V255H135ZM147 256H145V258H146ZM151 257V256H150ZM22 258V257H21ZM144 258V257H143ZM184 258V259H183ZM5 259V258H4ZM84 259V258H83ZM82 259V257H81V260H83ZM87 259H89V258H87ZM107 259V258H106ZM140 259V258H139ZM148 259V258H147ZM151 259V258H150ZM156 259V258H155ZM12 260H13V258H12ZM142 260V262H143V259H141ZM144 260H146V259H144ZM54 261V260H53ZM85 261V260H84ZM106 261H108V260H106ZM148 260H146V261H144V264H146V262H147ZM151 261H153V259L151 260ZM150 261V262H151ZM2 262V261H1ZM1 262H0V264H1ZM116 262V261H115ZM153 262V263H154ZM10 263V262H9ZM8 263V264H9ZM41 263V262H40ZM39 263V264H40ZM120 263H121V261H120ZM124 264H125V262H123ZM128 263V262H127ZM38 264V263H37ZM82 264V263H81ZM110 264V263H109ZM112 264H113V262H112ZM117 264V263H116ZM130 264V263H129ZM134 264H135V262H134ZM137 264V263H136ZM143 264V263H142ZM150 264H152V263H150Z\"/></svg>",
  "mask_w": 264,
  "mask_h": 264
}]
</instances>
